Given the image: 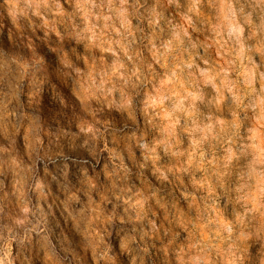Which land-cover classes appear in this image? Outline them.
I'll list each match as a JSON object with an SVG mask.
<instances>
[{
    "label": "clouds",
    "instance_id": "1",
    "mask_svg": "<svg viewBox=\"0 0 264 264\" xmlns=\"http://www.w3.org/2000/svg\"><path fill=\"white\" fill-rule=\"evenodd\" d=\"M0 264H264V0H0Z\"/></svg>",
    "mask_w": 264,
    "mask_h": 264
}]
</instances>
